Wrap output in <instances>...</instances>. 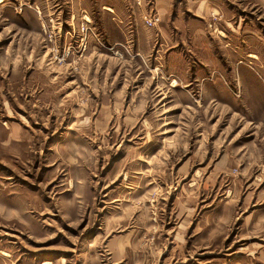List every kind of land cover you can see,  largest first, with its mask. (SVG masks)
Returning <instances> with one entry per match:
<instances>
[{"label":"rangeland","instance_id":"1","mask_svg":"<svg viewBox=\"0 0 264 264\" xmlns=\"http://www.w3.org/2000/svg\"><path fill=\"white\" fill-rule=\"evenodd\" d=\"M244 64L264 0H0V264H264Z\"/></svg>","mask_w":264,"mask_h":264},{"label":"crops","instance_id":"2","mask_svg":"<svg viewBox=\"0 0 264 264\" xmlns=\"http://www.w3.org/2000/svg\"><path fill=\"white\" fill-rule=\"evenodd\" d=\"M260 66L256 65V67L252 64H244L239 68V78L240 81H244L245 84H256L259 83L261 85L264 84V70L258 69ZM252 84V85H253Z\"/></svg>","mask_w":264,"mask_h":264},{"label":"built area","instance_id":"3","mask_svg":"<svg viewBox=\"0 0 264 264\" xmlns=\"http://www.w3.org/2000/svg\"><path fill=\"white\" fill-rule=\"evenodd\" d=\"M145 24L149 28H155L160 23V18L158 16L145 17Z\"/></svg>","mask_w":264,"mask_h":264}]
</instances>
